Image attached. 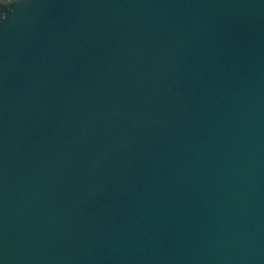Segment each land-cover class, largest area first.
Masks as SVG:
<instances>
[{
    "label": "water",
    "instance_id": "1",
    "mask_svg": "<svg viewBox=\"0 0 264 264\" xmlns=\"http://www.w3.org/2000/svg\"><path fill=\"white\" fill-rule=\"evenodd\" d=\"M0 264H264V0H0Z\"/></svg>",
    "mask_w": 264,
    "mask_h": 264
}]
</instances>
